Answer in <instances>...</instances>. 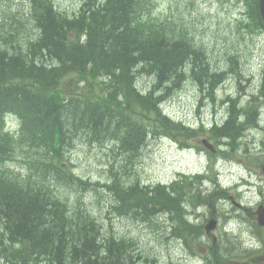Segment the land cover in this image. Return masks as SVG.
<instances>
[{"label": "trees", "instance_id": "16d2710c", "mask_svg": "<svg viewBox=\"0 0 264 264\" xmlns=\"http://www.w3.org/2000/svg\"><path fill=\"white\" fill-rule=\"evenodd\" d=\"M2 1L0 126L15 114L22 128L17 138L0 132V261L139 264L135 257L143 255L134 252L135 241L106 230L81 197L70 203L61 189H103L112 200L111 214L157 226L163 214L180 209L179 180L172 188L153 189L117 174L109 183L85 180L70 170L66 152L78 141L92 147L113 143L134 166L132 159L151 136L181 133L160 105L181 87L186 69L204 87L215 85L217 70L188 29L152 16L153 0H83L72 15L53 0ZM247 2L252 26L264 28L258 0ZM87 74L92 78L86 80ZM143 77L153 82L146 94L138 85ZM66 88L74 94L66 95ZM213 91L209 87L208 95ZM20 153L25 177L4 166ZM167 225L164 243L181 242L182 222Z\"/></svg>", "mask_w": 264, "mask_h": 264}, {"label": "rangeland", "instance_id": "374dc122", "mask_svg": "<svg viewBox=\"0 0 264 264\" xmlns=\"http://www.w3.org/2000/svg\"><path fill=\"white\" fill-rule=\"evenodd\" d=\"M21 1L30 5L28 0H18L10 4H17ZM82 2L83 0H55L58 8L67 10L69 13L77 12L76 9ZM2 3L4 2L0 0V4ZM98 3L100 2H96V4ZM8 4L4 5L3 11H7L5 6ZM246 11V7L235 0L230 2L219 0H155L153 16L181 25L184 23L188 27H192L190 31L195 35L196 43L205 44L206 56L209 58L207 59L211 63L210 66H214L212 68H227L226 70L231 71L235 65V61H233V57H235L238 64H236L237 68L232 70L233 73L241 76L240 82L245 83L246 87L250 85L251 88L253 87L255 91H258L264 72V29L254 27V30H250L247 28L246 22H241L243 19L248 21V17L245 15ZM229 60L230 64L227 62ZM91 78L92 76H86V80ZM84 81L85 79L82 80V82ZM140 81V88L151 85L149 79L142 78ZM234 81L235 79L230 83ZM182 83L181 89L177 92L171 91V95H173L171 99L166 96L170 100L164 105V111L175 120L188 118L186 121L194 120V125H197L199 118L204 120L209 117L215 106L211 101H203L202 104L205 107L202 110L206 114L195 118V109L200 104L198 101L200 95L197 93L198 86L191 80H183ZM234 84H225L219 87L218 100L228 94H233L237 87V84ZM68 89L64 90L66 95L70 94ZM232 105L234 106V103ZM219 108L223 110V107L219 106ZM223 111L226 112L225 109ZM180 114L182 115L181 118H179ZM216 117H221V114L217 112ZM234 125L236 123L230 124L232 136L236 134ZM253 133L256 140L255 146H261L264 136ZM181 148L182 146L175 139L172 141L151 140L133 162L134 166L128 164V159L123 154H119L117 146L108 143L93 147L79 143L73 151L68 150L66 155L72 163V171L85 179L91 178L94 181L99 180L104 183L111 179L112 174L118 173L125 180L139 178L143 184L153 185L157 183L169 184L178 173L194 171L197 168L194 152L186 151L184 153L183 150H180ZM256 150L259 152L260 149L256 148ZM203 153L207 154L206 152ZM243 156L244 154H240L239 148L231 146L221 156L220 160L222 164L232 166L231 164L243 159ZM6 167L21 175L27 174V166L20 160L7 163ZM246 173V169L227 167V170L223 171V178L229 182L233 180V183L234 179L247 175ZM61 190L72 203L76 202L80 196L92 214L105 225L106 230L113 228L118 235L126 237L127 242L130 239L135 241L145 254L142 258L143 262L139 264H157V262L159 264H203L200 250L197 255L192 254L183 248L180 240L177 239L169 244L164 243V236L168 233L167 227L152 226L150 223L139 224L127 218L108 216L111 199L107 198L106 195L100 196L93 190L84 191L82 188L75 190L73 187H66ZM78 190L79 192H77ZM161 219V222L165 220L164 214ZM250 255L252 254L246 255V259ZM249 261L253 262L254 260L250 258Z\"/></svg>", "mask_w": 264, "mask_h": 264}, {"label": "bare ground", "instance_id": "6f19581e", "mask_svg": "<svg viewBox=\"0 0 264 264\" xmlns=\"http://www.w3.org/2000/svg\"><path fill=\"white\" fill-rule=\"evenodd\" d=\"M92 1V0H91ZM17 2V1H16ZM102 3H104V1L102 2ZM67 11V10H66ZM206 56V55H205ZM208 57L206 56L205 57V59H206V61L209 63V65L211 64L209 61H208V59H207ZM206 66V65H205ZM213 66V65H212ZM180 73V72H179ZM74 75V74H73ZM217 75V74H216ZM87 76H89L90 77V74H87ZM147 77H149V76H147ZM148 79V78H147ZM216 79V78H215ZM214 79V80H215ZM218 79V78H217ZM216 79V80H217ZM139 81V80H138ZM145 81V80H144ZM141 82V81H140ZM151 82V81H150ZM153 83V82H152ZM139 84H141V83H139ZM149 84V83H148ZM212 84V83H211ZM143 85V84H142ZM218 85V84H217ZM217 85L215 86V87H217ZM144 87V86H143ZM143 87H141V89L143 88ZM145 88V91H146V89H150L151 88V85L149 86V87H144ZM209 89V88H208ZM139 90H140V88H139ZM262 91V90H261ZM142 93H144V92H142ZM213 93V92H212ZM213 95V94H212ZM209 96H211V95H209ZM165 98H166V96H165ZM166 101H168V98L166 99ZM231 107H233V105H231ZM125 110V109H124ZM131 110V109H130ZM127 111V110H126ZM169 115V114H168ZM181 115V114H180ZM170 116V115H169ZM172 117V116H171ZM182 117V115L179 117V118H181ZM216 117V116H215ZM188 119V118H187ZM186 119V120H187ZM185 120V121H186ZM204 120H206V119H204ZM171 121V120H170ZM145 124V123H144ZM151 125V124H150ZM152 125H154V124H152ZM173 125V124H172ZM180 125V124H179ZM181 126V125H180ZM173 127V126H172ZM171 127V128H172ZM177 128V127H176ZM170 129V128H169ZM172 129H175V128H172ZM180 129V128H179ZM168 131V130H167ZM109 132V131H108ZM112 133V132H111ZM114 134V133H113ZM160 134V133H159ZM166 135V134H165ZM169 135V134H168ZM170 135H171V133H170ZM116 136V135H115ZM127 136H128V134H127ZM130 136V135H129ZM132 136H134V134L132 135ZM109 137V136H108ZM107 137V138H108ZM153 137H155V136H153ZM122 138V137H121ZM124 138V137H123ZM111 139H112V137H111ZM149 141V140H148ZM120 142V141H119ZM123 142V141H122ZM123 144V143H122ZM121 144V145H122ZM125 145H126V142H125ZM124 145V146H125ZM128 146V145H127ZM133 146V145H132ZM231 147V146H230ZM43 148V147H42ZM134 148V147H133ZM140 148V147H139ZM46 149V148H45ZM135 149H137V148H135ZM141 149H143V148H141ZM3 150V149H2ZM61 151V150H60ZM66 151V150H65ZM136 151V150H135ZM190 150H188L187 152H189ZM54 152V151H53ZM68 152V151H67ZM66 152V153H67ZM59 153V152H58ZM62 153V152H61ZM223 154H225V153H223ZM63 155V154H62ZM225 157H226V155H224ZM232 166H234V164H231ZM203 176H204V174H203V172L202 171H200L198 168H196L194 171H187V172H185V173H179V174H177V176L175 177V179L172 181V185H170V183L169 184H166V186H169V188H172V186L174 185V183L176 182V181H178V180H180V179H182V178H185V177H188V178H190L191 179V181L192 182H198V181H200L202 178H203ZM16 182V181H15ZM161 185H163V184H161ZM6 188H7V186H6ZM183 204H184V202H182V204H181V206H180V208H182L183 207ZM192 212V210L191 209H185L183 212H182V214H183V217H184V215H186V216H188V214L189 213H191ZM160 217V216H159ZM158 217V218H159ZM157 218V219H158ZM159 220H161V217L159 218ZM168 224L169 225H172V226H174V227H176L177 225L174 223V222H168ZM202 224V226H204L203 225V223H201ZM185 229L187 228V226H185L184 227ZM127 239V238H126ZM182 241V240H181ZM181 243V242H180ZM251 258V260H254L255 261V257L253 256V255H250L249 256V258H247L248 259V261H249V259ZM253 261V262H254ZM141 263V262H140Z\"/></svg>", "mask_w": 264, "mask_h": 264}, {"label": "flooded vegetation", "instance_id": "af4514ba", "mask_svg": "<svg viewBox=\"0 0 264 264\" xmlns=\"http://www.w3.org/2000/svg\"><path fill=\"white\" fill-rule=\"evenodd\" d=\"M221 197H223V199L220 201V204H221V206H222V212L223 213H225L224 214V218H231V210H226V208H224L223 206L224 205H226V203H227V201H225V200H227V198L225 197V196H221ZM242 197H244L243 195H239L238 196V199H241ZM233 203H235L234 205H238V207H233V206H231V207H233L234 209H236V208H238V209H242V210H244V213H245V217L246 216H249V217H251L252 218V216L254 217V215L253 214H251V212H249L248 211V209L246 208V207H244V205L243 204H241V203H238V201L236 202V201H234L233 200ZM236 205V206H237ZM208 207H212V203H209L208 204ZM218 210V209H217ZM213 214H216V211H213ZM243 217L244 216H239L238 217V219H243ZM245 224L247 225L248 224V220H246L245 221Z\"/></svg>", "mask_w": 264, "mask_h": 264}, {"label": "water", "instance_id": "95a60500", "mask_svg": "<svg viewBox=\"0 0 264 264\" xmlns=\"http://www.w3.org/2000/svg\"><path fill=\"white\" fill-rule=\"evenodd\" d=\"M261 12L264 18V0H261Z\"/></svg>", "mask_w": 264, "mask_h": 264}]
</instances>
